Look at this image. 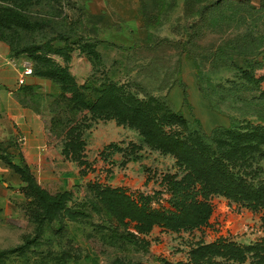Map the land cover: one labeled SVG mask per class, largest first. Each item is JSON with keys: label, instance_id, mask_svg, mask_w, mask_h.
Masks as SVG:
<instances>
[{"label": "rangeland", "instance_id": "374dc122", "mask_svg": "<svg viewBox=\"0 0 264 264\" xmlns=\"http://www.w3.org/2000/svg\"><path fill=\"white\" fill-rule=\"evenodd\" d=\"M207 3L0 0L20 5L29 21L12 36L0 35V41L14 58H22L19 64L33 67L12 90L22 112L0 138L7 160L19 170L0 164L5 196L0 198V264H166L186 261L199 241L247 246L263 239L264 209L223 195L211 197L207 225L181 233L156 225L142 235L137 221L109 212L99 194L102 187L119 188L135 199L148 197L153 209H168L172 193L166 177L187 171L173 154L149 146L138 128L116 117L93 116L87 102L110 86L118 94L117 106L129 96L155 98L182 111L189 127L169 116L163 122L164 130L181 136L264 127V53L248 54L255 66L250 81L241 72L245 49L235 43L250 30L264 36L262 2L251 0L255 9L248 8L244 25L225 20L222 28L198 13ZM36 55L51 66H42ZM61 69L73 79L77 99L70 86L47 72ZM184 87L190 104H184ZM248 165L245 176L264 182V147ZM27 177L50 195L66 193L65 208L54 218L36 221L39 206L25 190ZM223 262L255 264L251 255L240 263Z\"/></svg>", "mask_w": 264, "mask_h": 264}, {"label": "trees", "instance_id": "16d2710c", "mask_svg": "<svg viewBox=\"0 0 264 264\" xmlns=\"http://www.w3.org/2000/svg\"><path fill=\"white\" fill-rule=\"evenodd\" d=\"M198 1L208 2L201 6L198 13L203 19L213 21L211 26L215 28L224 27L225 20L244 25L249 17L248 8H253L250 5L251 0ZM261 2L264 9V0ZM250 16L253 18V15ZM28 22L20 5L17 7L0 4V35L4 38L12 36V32L24 28ZM235 43L245 49V52H240L243 56L242 74L248 80H254L252 74L254 60L248 54L256 52V56L264 53V49L260 50L264 45V36L255 35L254 31L250 30L236 39ZM10 44L12 45L11 42ZM12 49L17 50L13 45ZM221 55L223 57L227 53L221 51ZM35 58L42 62V66H51L47 58L40 55H36ZM47 72L62 82L66 88L70 86L69 89L74 92V98L77 99V91H73L72 86L74 81L63 69ZM117 97L118 94L110 86L95 100L88 101L87 108L93 116L116 117L120 122L138 128L149 146L173 154L178 164L184 166L187 171L180 178L175 175L166 177L172 193L171 208L168 209L149 207L148 197L141 196L142 200H139L123 189L102 187L99 194L109 212H113L122 220L130 218L137 221L138 233L149 235L156 225L172 233L191 232L207 225L213 212V205L210 202L213 195H223L252 210L264 209V182L256 184L245 176L246 168L256 151L264 147L263 126L245 131L234 127L217 128L211 135L205 134L204 131H192L187 136H181L164 130L163 122L169 116L183 126L189 127L190 121L184 117L182 111L173 110L155 98L140 100L128 96L117 106L115 102ZM183 101L184 104H190L186 87L183 88ZM198 125L201 126L200 123ZM7 159L0 142V163H9L12 168L19 171L18 166ZM26 181L27 194L34 196L39 206L35 213L38 223L54 218L56 212L65 208L66 193L53 196L37 186L31 177H27ZM248 255H251L255 264H264V237L247 246L224 239L210 243L199 241L190 248L186 261L166 264H223V260L240 263Z\"/></svg>", "mask_w": 264, "mask_h": 264}, {"label": "crops", "instance_id": "0c3cea01", "mask_svg": "<svg viewBox=\"0 0 264 264\" xmlns=\"http://www.w3.org/2000/svg\"><path fill=\"white\" fill-rule=\"evenodd\" d=\"M22 58L13 57L7 46L0 41V138L6 136V131L12 130V118L21 114L22 110L19 103L13 98L12 90L16 87L18 80H23L25 61L19 64ZM21 67V69H20ZM29 76V75H28ZM26 76H24L25 78ZM1 164V163H0ZM1 167V165H0ZM4 168H0V172ZM0 187V193H1ZM0 198L5 196L0 194Z\"/></svg>", "mask_w": 264, "mask_h": 264}, {"label": "built area", "instance_id": "2783aa9c", "mask_svg": "<svg viewBox=\"0 0 264 264\" xmlns=\"http://www.w3.org/2000/svg\"><path fill=\"white\" fill-rule=\"evenodd\" d=\"M33 74V67L32 65L25 64V73L24 76L26 75H32Z\"/></svg>", "mask_w": 264, "mask_h": 264}]
</instances>
